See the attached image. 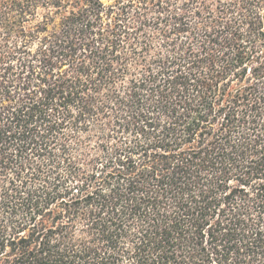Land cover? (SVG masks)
I'll list each match as a JSON object with an SVG mask.
<instances>
[{"label":"trees","instance_id":"obj_1","mask_svg":"<svg viewBox=\"0 0 264 264\" xmlns=\"http://www.w3.org/2000/svg\"><path fill=\"white\" fill-rule=\"evenodd\" d=\"M175 12L0 0V264H264V0Z\"/></svg>","mask_w":264,"mask_h":264},{"label":"snow or ice","instance_id":"obj_2","mask_svg":"<svg viewBox=\"0 0 264 264\" xmlns=\"http://www.w3.org/2000/svg\"><path fill=\"white\" fill-rule=\"evenodd\" d=\"M117 0H107V3L109 6L116 4ZM125 3H136V0H124ZM141 5L150 4L153 8L162 9L163 11H167L168 5L171 4L173 8L177 9V12L173 13V15L179 16V23L183 24L184 16H188L189 19H191V15L188 13V6L195 3H199L203 5L205 8L207 6L211 5L213 7H216L218 10L223 7L225 4H231L232 6H235L238 2V0H140ZM246 0H239L240 4H244ZM181 9H183V13H181ZM209 16L211 17V13H209ZM177 22L173 21L170 25L171 28L175 29L177 27ZM64 69H69V66L67 64L64 65ZM70 70V69H69ZM62 74L66 73L64 70H61ZM93 91H95L93 89Z\"/></svg>","mask_w":264,"mask_h":264}]
</instances>
